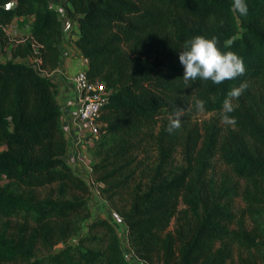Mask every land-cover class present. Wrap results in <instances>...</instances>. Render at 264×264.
I'll use <instances>...</instances> for the list:
<instances>
[{
    "label": "trees",
    "instance_id": "trees-1",
    "mask_svg": "<svg viewBox=\"0 0 264 264\" xmlns=\"http://www.w3.org/2000/svg\"><path fill=\"white\" fill-rule=\"evenodd\" d=\"M11 1L18 6L4 10ZM232 2L0 0V28L14 17H32L29 36L41 46L40 69L31 63L27 41L14 43L10 58L0 60V180L6 181L0 185V264H45L34 256L37 243L65 240L68 218L86 205L78 199L34 201L12 188L56 184L61 194L86 191L66 161L53 76L65 21L76 26L73 43L88 63V78L111 91L100 116L104 127L93 170L134 256L146 264H264V0H246L247 16L234 12ZM53 4L61 6L63 18ZM2 35L0 29L1 49ZM197 35L215 36L222 52L242 57L245 74L219 85L200 79L186 84L179 52ZM243 82L248 87L229 114L236 123L227 125L223 101ZM198 99L206 102L203 112L195 106ZM177 107L184 115L213 116L200 124L184 122L169 134ZM145 143L157 153L155 165L143 167L130 186L144 163L135 157ZM177 151L179 164L173 161ZM218 166L226 169L221 176ZM19 215L24 221L12 226L10 219ZM87 228L85 238L73 230L74 249L49 254L48 264H132L110 222L95 218ZM94 230H102V237L88 238ZM87 239L101 245L87 247Z\"/></svg>",
    "mask_w": 264,
    "mask_h": 264
},
{
    "label": "rangeland",
    "instance_id": "rangeland-1",
    "mask_svg": "<svg viewBox=\"0 0 264 264\" xmlns=\"http://www.w3.org/2000/svg\"><path fill=\"white\" fill-rule=\"evenodd\" d=\"M54 8L59 11V17L63 18V9H61V6L59 4H53ZM9 28V32L7 34L2 35V40L5 42V44H2V49L0 47V60H7L10 58V50L13 47L14 40H19L24 38L26 34L28 33L27 27L29 26V23L27 21H22L19 18L14 17L10 23L7 25ZM10 37H9V36ZM56 100L59 101V94L58 90H56ZM213 114L211 115H202L195 112H191L188 114L183 115L182 117V123L187 124H200L204 121H209L212 118ZM62 118V117H61ZM63 127V126H62ZM63 132L65 139H69V130L65 129L63 127ZM100 138V137H99ZM99 138L97 137L96 140L89 143H85L81 147L80 157L83 160V164L79 165L77 167H74L73 165L69 166L72 167L71 169L83 180V184L86 187L85 193L81 190L77 189H68L65 194H61L58 189V185H48L41 188H35V189H26L21 187L12 186L14 191L18 194L23 196L27 199H33L34 201H41V200H53L58 202L63 201H70L73 199L83 200L86 202V205L83 209L79 210L77 213H74L72 216L68 218L70 222V228L71 233H69V236L65 240H60V238H54L51 237L48 244L45 243H37L35 249H34V256L37 259L43 260L45 264H48L47 256L49 254H59L62 251L74 249V246L77 243V237L72 235L74 232L73 230L80 229L81 234H85L84 238L88 235V228L87 225L90 224L92 221L97 219H103L107 220L112 224L116 230V232L119 235L120 240H123L121 236V229H119V219L121 217L119 216L118 212L114 209L112 206L113 204L109 203L107 200V196L102 192V190L105 188L104 183L97 181V177L93 170V165L96 161H98L99 158H97L94 154L96 151V146L99 143ZM144 147L140 149L137 152L136 162L139 161L144 162L143 165H141L136 173L129 179L130 186H133V182H137L139 175L141 174V170L143 167H147L148 169L152 168L155 165V161L157 158V153L154 148H152L151 143H145L143 145ZM80 145L77 146L79 148ZM74 148V147H72ZM180 156L178 154V151L174 157V163L179 164L180 163ZM136 168L135 163H133L129 170H133ZM220 171H217V176L220 174V176L226 171V169L222 168V166H218ZM129 170H125V174L123 177L128 175ZM134 179L136 181H134ZM133 181V182H132ZM6 181L4 179L0 180V185H5ZM239 185H242L241 182H239ZM104 203H102V200ZM114 203L119 204V201L115 199ZM11 225L15 226L17 223H22L23 216L19 215L18 217H13L10 219ZM3 223H0V227H2ZM30 224L32 225V221H30ZM12 231V229L10 230ZM102 230H94L88 238H91L92 236H97V238L102 237ZM72 235V236H71ZM71 236V237H70ZM99 240V239H98ZM92 241L91 239L85 240L84 244L87 247H99L101 243L99 241ZM124 243V242H123ZM73 252V251H72ZM126 252V251H125ZM70 254L71 251H70ZM235 256V254H234ZM237 260V257H236ZM16 264H26L25 262L16 263Z\"/></svg>",
    "mask_w": 264,
    "mask_h": 264
},
{
    "label": "clouds",
    "instance_id": "clouds-1",
    "mask_svg": "<svg viewBox=\"0 0 264 264\" xmlns=\"http://www.w3.org/2000/svg\"><path fill=\"white\" fill-rule=\"evenodd\" d=\"M232 10L240 16H247L249 12L246 0H233ZM219 40L217 37L206 38L197 35L194 38L185 41L184 50L179 52V62L184 68L183 80L187 84L189 81L197 79L211 81L214 84H221L226 80H235L243 76L246 72V66L243 58L232 51L222 52L218 47ZM246 82L241 83L238 87L232 88L223 101L222 122L227 125H235V117L229 114L235 111L238 101L247 89ZM205 101L197 100L196 108L198 111L205 110ZM184 109L178 108L169 118L166 131L172 134L178 131L182 125Z\"/></svg>",
    "mask_w": 264,
    "mask_h": 264
},
{
    "label": "built area",
    "instance_id": "built-area-1",
    "mask_svg": "<svg viewBox=\"0 0 264 264\" xmlns=\"http://www.w3.org/2000/svg\"><path fill=\"white\" fill-rule=\"evenodd\" d=\"M19 18V17H16ZM22 21H27L29 26L26 28L28 33L24 38L19 40H14V43H24L27 41L30 43L33 56L31 57V63L36 64L40 69L41 61L37 57L39 54L38 51L41 48L39 44L29 36L30 25L33 21L32 17H20ZM76 26H74L75 28ZM8 26L1 27L4 34H7L9 31ZM73 29L71 31L67 30L63 34V39L61 43V60L67 58L68 53L65 51V46L73 41ZM72 34V35H71ZM9 36V35H8ZM10 37V36H9ZM43 71V70H42ZM45 73V71H43ZM73 92L75 94L74 105L76 111L72 117V123L76 126L77 133L71 137L72 138V148L71 156L68 158V164L70 166L77 167L83 164V160L80 157L81 146L85 143H89L99 136L100 130L104 127V124L100 121V116L102 113L103 106L108 102L111 91L107 89L105 83L99 80L92 81L88 78L85 69H79L73 76ZM70 134V133H69ZM80 145L79 148L77 146ZM102 200V199H101ZM104 203V201H101ZM119 223H122L119 219Z\"/></svg>",
    "mask_w": 264,
    "mask_h": 264
},
{
    "label": "crops",
    "instance_id": "crops-1",
    "mask_svg": "<svg viewBox=\"0 0 264 264\" xmlns=\"http://www.w3.org/2000/svg\"><path fill=\"white\" fill-rule=\"evenodd\" d=\"M63 33L67 30L71 31L73 29V40L78 35V31L74 28L73 24H69V22H63ZM71 34V35H72ZM65 51L68 53L67 58L61 60L60 66L57 70L53 72L54 81L57 85V90L59 94V105L62 109V118L61 122L65 129L69 130V139H67V155L66 161L68 163V158L71 156L72 149V138L71 136L77 133L76 126L72 123L73 114L76 111V107L74 105V101L76 99L75 94L73 92V76L79 69H87L88 63L86 60H83L80 57L79 51L76 49L73 41L68 43L65 46ZM119 229H121V236L123 238V248L126 251L127 257L131 261L132 264H146L140 260H138L132 250L127 245V231L123 223L119 225Z\"/></svg>",
    "mask_w": 264,
    "mask_h": 264
},
{
    "label": "water",
    "instance_id": "water-1",
    "mask_svg": "<svg viewBox=\"0 0 264 264\" xmlns=\"http://www.w3.org/2000/svg\"><path fill=\"white\" fill-rule=\"evenodd\" d=\"M17 3L15 1H11L8 4L2 6V8L6 11H13L17 7ZM129 259V258H128Z\"/></svg>",
    "mask_w": 264,
    "mask_h": 264
}]
</instances>
